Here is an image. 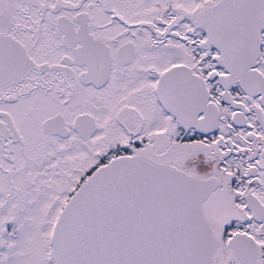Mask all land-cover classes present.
<instances>
[{
  "label": "snow or ice",
  "instance_id": "1",
  "mask_svg": "<svg viewBox=\"0 0 264 264\" xmlns=\"http://www.w3.org/2000/svg\"><path fill=\"white\" fill-rule=\"evenodd\" d=\"M0 264H264V0H0Z\"/></svg>",
  "mask_w": 264,
  "mask_h": 264
}]
</instances>
